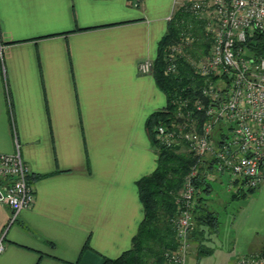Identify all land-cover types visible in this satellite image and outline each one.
<instances>
[{
  "label": "crops",
  "instance_id": "obj_1",
  "mask_svg": "<svg viewBox=\"0 0 264 264\" xmlns=\"http://www.w3.org/2000/svg\"><path fill=\"white\" fill-rule=\"evenodd\" d=\"M175 1L0 0V153L18 145L34 191L10 225L0 203V264H102L130 248L136 181L156 166L146 121L167 105L137 66L156 58ZM202 164L195 214L213 212L224 176ZM256 190L262 203L231 223L235 258L264 242V181Z\"/></svg>",
  "mask_w": 264,
  "mask_h": 264
},
{
  "label": "built area",
  "instance_id": "obj_2",
  "mask_svg": "<svg viewBox=\"0 0 264 264\" xmlns=\"http://www.w3.org/2000/svg\"><path fill=\"white\" fill-rule=\"evenodd\" d=\"M177 10L183 15L179 21ZM167 21L175 23L178 33L162 49V75L176 76L184 61L189 83L173 87L169 108L153 124L152 136L157 146L180 148L196 162L183 176L176 212L169 219L173 246L163 249L161 257L162 264H186L197 192L194 181L203 170L202 162L227 175L234 192L256 190L264 181V55H253L248 41L252 48L255 33L264 36V0H186L174 7ZM195 31L201 33L206 49L192 58L184 48L192 45ZM154 67L151 59L137 66L140 74L148 75ZM28 176L18 145L12 153H0V178L5 180L0 203L10 209L7 225L34 202ZM2 248L0 238V252ZM234 264H264V258L240 254Z\"/></svg>",
  "mask_w": 264,
  "mask_h": 264
},
{
  "label": "trees",
  "instance_id": "obj_3",
  "mask_svg": "<svg viewBox=\"0 0 264 264\" xmlns=\"http://www.w3.org/2000/svg\"><path fill=\"white\" fill-rule=\"evenodd\" d=\"M182 16L177 10L176 20L179 21ZM177 21L176 23H178ZM177 33L178 28L175 23H169L167 34L161 39L157 56L154 59L153 77L158 88L166 95V108H169L168 99L173 87L189 83L190 70L184 61L179 65L176 76L164 77L162 75V49L168 43L176 40ZM194 36L192 45L184 48L192 58L204 54L206 49V43L201 41V33L195 31ZM253 40L255 44L252 48L251 42L248 40L253 55H264V36L255 33ZM190 89L192 90L191 85ZM160 118H163V111L154 112L146 121L147 132L155 147L157 158L153 172L136 181L143 218L131 240L130 248L114 259H103L102 264H162L163 249L173 246V231L169 219L176 212L183 176L188 168L196 162V157L180 148H165L156 145L152 136V126ZM196 180L197 177L194 181L197 189L201 182ZM245 195L244 193L239 196ZM201 211V214H195L196 209H193L192 232H190V242L195 244L197 257L211 252L210 248L203 243L205 240L203 235L206 229L210 232L215 231L218 224L215 213L203 208ZM259 254L264 258V242Z\"/></svg>",
  "mask_w": 264,
  "mask_h": 264
},
{
  "label": "rangeland",
  "instance_id": "obj_4",
  "mask_svg": "<svg viewBox=\"0 0 264 264\" xmlns=\"http://www.w3.org/2000/svg\"><path fill=\"white\" fill-rule=\"evenodd\" d=\"M183 1L186 0H176L175 8ZM221 178V182H218V180L210 182L211 191L208 208L215 212L218 224L215 231L210 232L208 229L205 230L203 237L206 240L203 243L206 247L210 248L211 252L197 257L196 248L190 243V251L192 253L187 258V264H232L236 256V252L232 249L233 242L231 237L233 218L240 209L248 206L257 209L258 205L262 203V199L257 201L258 197L255 199L256 201L254 200L253 202L252 200L254 196H257L258 190L247 192L243 197H233L232 190L229 191L227 189V182L229 180L227 175L224 174Z\"/></svg>",
  "mask_w": 264,
  "mask_h": 264
}]
</instances>
